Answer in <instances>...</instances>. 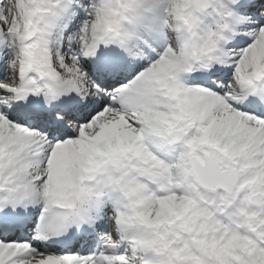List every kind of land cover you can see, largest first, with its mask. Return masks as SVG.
<instances>
[{
    "label": "snow or ice",
    "instance_id": "6c2138e0",
    "mask_svg": "<svg viewBox=\"0 0 264 264\" xmlns=\"http://www.w3.org/2000/svg\"><path fill=\"white\" fill-rule=\"evenodd\" d=\"M0 264H264V0H0Z\"/></svg>",
    "mask_w": 264,
    "mask_h": 264
}]
</instances>
